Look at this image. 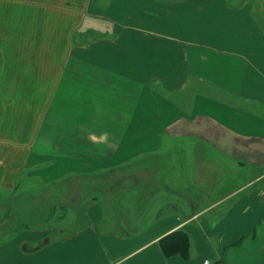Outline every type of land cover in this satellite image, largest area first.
Instances as JSON below:
<instances>
[{"label":"crops","instance_id":"0c3cea01","mask_svg":"<svg viewBox=\"0 0 264 264\" xmlns=\"http://www.w3.org/2000/svg\"><path fill=\"white\" fill-rule=\"evenodd\" d=\"M14 180L63 187L57 218L85 224L17 264H190L211 225L221 264L264 221V0H0V189ZM176 230L189 256L164 252Z\"/></svg>","mask_w":264,"mask_h":264},{"label":"rangeland","instance_id":"374dc122","mask_svg":"<svg viewBox=\"0 0 264 264\" xmlns=\"http://www.w3.org/2000/svg\"><path fill=\"white\" fill-rule=\"evenodd\" d=\"M82 3L83 2H81V4ZM18 183L19 182L14 180L13 183L9 185L11 191L0 189V245L2 246L0 251L1 253H4L6 250L5 252L8 254V261L10 262L8 263L6 261L5 264H17L11 257L12 254L9 255V250L13 249L15 246L20 247L22 252L27 253L28 243L33 244L36 247H39V245H43L44 243H58L68 237V233H71L73 230L76 231L78 228L85 227L83 221L73 219L63 220L57 218L56 211L58 209L56 210V204L52 202L57 198L62 197V195L65 196V193L67 194L63 187L58 189L55 186L50 189V193L45 192L41 196L40 192H28V188L22 186V181L20 182V185H18ZM63 191H65V193ZM102 193H104V189H102ZM47 197L50 199L51 203L40 204L39 201L35 202L38 215H36L33 220L28 221V219L24 217L25 212L28 211V199L46 200ZM44 228L51 229L52 231L48 232L45 236L38 237L37 241L33 240V242H28V231H38L39 229ZM58 228L64 229L59 230ZM213 234L214 231L211 225L206 242L208 249L204 252V255H201V257L196 258L195 260H190V264H204L205 258L210 260V264H220L216 261L217 253L214 252L211 245ZM243 239L244 240L236 247H232L223 252V254L225 253V259L221 264H253L261 253V244L264 243V221L254 236H246ZM98 253V255H103L101 252Z\"/></svg>","mask_w":264,"mask_h":264},{"label":"trees","instance_id":"16d2710c","mask_svg":"<svg viewBox=\"0 0 264 264\" xmlns=\"http://www.w3.org/2000/svg\"><path fill=\"white\" fill-rule=\"evenodd\" d=\"M161 245L166 255L180 253L183 256H189L190 238L188 234L180 230L173 231L169 235L164 236L161 239ZM32 248L28 244L27 250H32Z\"/></svg>","mask_w":264,"mask_h":264},{"label":"flooded vegetation","instance_id":"af4514ba","mask_svg":"<svg viewBox=\"0 0 264 264\" xmlns=\"http://www.w3.org/2000/svg\"><path fill=\"white\" fill-rule=\"evenodd\" d=\"M261 253L259 254L258 258L256 261L253 262V264H264V243L261 244Z\"/></svg>","mask_w":264,"mask_h":264},{"label":"built area","instance_id":"2783aa9c","mask_svg":"<svg viewBox=\"0 0 264 264\" xmlns=\"http://www.w3.org/2000/svg\"><path fill=\"white\" fill-rule=\"evenodd\" d=\"M209 262H210V261H209L208 259L205 260V263H206V264H209Z\"/></svg>","mask_w":264,"mask_h":264}]
</instances>
